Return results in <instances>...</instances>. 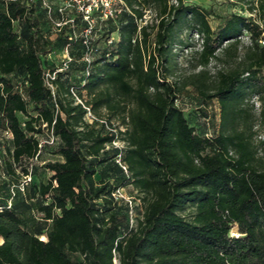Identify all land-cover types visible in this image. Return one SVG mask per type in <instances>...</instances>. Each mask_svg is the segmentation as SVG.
I'll list each match as a JSON object with an SVG mask.
<instances>
[{"label": "trees", "instance_id": "obj_1", "mask_svg": "<svg viewBox=\"0 0 264 264\" xmlns=\"http://www.w3.org/2000/svg\"><path fill=\"white\" fill-rule=\"evenodd\" d=\"M48 1L59 20L62 0ZM120 2L114 18L95 19L87 66L72 25L55 29L41 0H0V264H264V170L236 129L246 93L264 102V0H250L247 23L230 15L216 29L183 0ZM147 11L153 22L142 25ZM68 16L80 32V15ZM242 30L243 57L206 85L210 60L237 51ZM182 31L200 37L202 70L169 81ZM66 47L72 61L58 71L48 56ZM188 86L205 106L216 100L219 130L204 109L179 108ZM84 107L124 130L89 123ZM118 136L126 148L105 151ZM46 149L60 160L39 165ZM129 182L143 193L135 226L112 197Z\"/></svg>", "mask_w": 264, "mask_h": 264}, {"label": "rangeland", "instance_id": "obj_2", "mask_svg": "<svg viewBox=\"0 0 264 264\" xmlns=\"http://www.w3.org/2000/svg\"><path fill=\"white\" fill-rule=\"evenodd\" d=\"M185 5L199 7L201 9L207 10L208 21L212 29H216L221 23L222 20L230 15H237L245 19L251 16L249 13L250 0H183ZM154 15L153 13L147 11L143 16L142 25L153 22ZM97 34H100L98 32ZM95 39V36L93 37ZM117 39V34L111 35L110 40ZM179 39L182 41L181 45L175 46V52L178 55L177 58V69L174 76L169 77V81L184 80L192 75L198 73L202 70L201 67L197 65V56L194 54L195 51L200 48V37L196 33H190L182 31ZM239 43L237 51L230 50L227 53L223 54L221 51L218 53L219 59L210 60L208 66L205 68L206 78L205 83L209 86H212L216 74L219 70L229 69L230 67L235 66L239 60L243 57L246 52L247 47L250 45L249 34L242 30V33L239 36ZM226 44H224L225 46ZM261 47H264L262 41L259 42ZM48 58L52 60L58 67L63 62V53L61 51H54L50 53ZM264 77V70H263ZM187 94H183L182 97L178 100V106L183 111L185 115H191L194 112L200 110L206 111L207 123L211 130H219L220 127V116H219V106L216 100L211 99L210 104L205 106L201 102V98L192 90L191 86L185 88ZM209 94H212V91H208ZM239 107H242L245 110V113L242 115L243 121L239 122L236 129L239 131L244 130L246 135H250V143L252 147L256 150V160L257 165L264 170V102H261L256 94L246 93L244 101L240 102ZM200 113V112H199ZM105 112L102 110L101 115H104ZM201 116H203L200 113ZM21 121H24L25 118L20 115ZM111 124L118 128V130L123 131L124 126L121 124L120 119L113 118L111 119ZM116 130V129H115ZM230 129H227L229 131ZM41 143H44V138ZM126 144L120 140V136L115 139L114 142L108 144L105 147V151L112 154L114 149L124 150ZM60 160L55 156L50 149L44 150L39 157V165L48 161ZM116 162L122 167L124 172L128 175L130 173L127 170V167L116 158ZM122 164V165H121ZM95 180H99V175L95 176ZM34 183H37V179H33ZM112 197L117 205L128 208V217L129 223L131 226H135L137 218L140 216V213L143 211V193L136 187L132 182H129L124 187L117 189ZM100 203V202H99ZM192 212V209H187L183 215L188 216ZM115 264H119L118 259H115Z\"/></svg>", "mask_w": 264, "mask_h": 264}, {"label": "built area", "instance_id": "obj_3", "mask_svg": "<svg viewBox=\"0 0 264 264\" xmlns=\"http://www.w3.org/2000/svg\"><path fill=\"white\" fill-rule=\"evenodd\" d=\"M6 2H30L32 0H5ZM42 7L46 10L47 18L51 21L55 29H60L66 24L72 25V32L70 34L69 40L79 39L83 48V61L90 65L92 60V27L94 25L95 19L104 20L107 18H114L119 12L120 0H62L61 4L57 8V14L60 16L59 20H55L53 17V10L51 4L48 0H41ZM73 12L80 15L82 21V30L76 32L74 29V18L71 15ZM96 14V15H94ZM68 16V17H67ZM63 53V62L58 71H62L67 68L68 64L72 61V58L69 56L68 48H64ZM87 73V72H86ZM46 83L52 89V86L49 84V79L53 80L54 74H46ZM77 103H81L80 100L76 99ZM86 110L85 119L89 123L97 122L98 124H103L105 129L108 131H114V126L110 127L102 119L96 118L90 111L89 108L84 107ZM31 181V176L27 175L22 178L20 184L16 186L20 191H23L24 187ZM13 189V188H12ZM13 193V191H11Z\"/></svg>", "mask_w": 264, "mask_h": 264}, {"label": "crops", "instance_id": "obj_4", "mask_svg": "<svg viewBox=\"0 0 264 264\" xmlns=\"http://www.w3.org/2000/svg\"><path fill=\"white\" fill-rule=\"evenodd\" d=\"M0 242H1V240H0Z\"/></svg>", "mask_w": 264, "mask_h": 264}]
</instances>
